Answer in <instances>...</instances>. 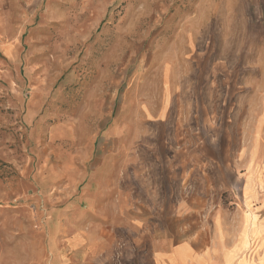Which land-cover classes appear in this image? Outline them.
<instances>
[{
	"label": "rangeland",
	"instance_id": "374dc122",
	"mask_svg": "<svg viewBox=\"0 0 264 264\" xmlns=\"http://www.w3.org/2000/svg\"><path fill=\"white\" fill-rule=\"evenodd\" d=\"M251 168L264 0H0V264H151Z\"/></svg>",
	"mask_w": 264,
	"mask_h": 264
},
{
	"label": "crops",
	"instance_id": "0c3cea01",
	"mask_svg": "<svg viewBox=\"0 0 264 264\" xmlns=\"http://www.w3.org/2000/svg\"><path fill=\"white\" fill-rule=\"evenodd\" d=\"M256 174L252 168L245 174V214L240 217L233 214L236 202L220 200L207 216V204L202 200L187 204L196 209L189 212H182L180 205V214L172 218L171 232L151 244V264H264V207L256 205L253 198L256 187L261 186ZM76 242L83 246L86 242L84 253L93 246L76 234L67 248H75Z\"/></svg>",
	"mask_w": 264,
	"mask_h": 264
}]
</instances>
